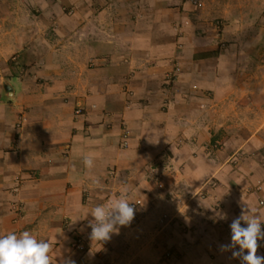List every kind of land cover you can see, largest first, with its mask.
Masks as SVG:
<instances>
[{
    "label": "crops",
    "instance_id": "1",
    "mask_svg": "<svg viewBox=\"0 0 264 264\" xmlns=\"http://www.w3.org/2000/svg\"><path fill=\"white\" fill-rule=\"evenodd\" d=\"M125 191L133 221L92 241ZM246 207L264 222V0H0V237L52 264H242L221 246Z\"/></svg>",
    "mask_w": 264,
    "mask_h": 264
},
{
    "label": "clouds",
    "instance_id": "2",
    "mask_svg": "<svg viewBox=\"0 0 264 264\" xmlns=\"http://www.w3.org/2000/svg\"><path fill=\"white\" fill-rule=\"evenodd\" d=\"M83 162L88 169L94 167V160L90 156L85 157ZM89 214L94 218L89 224L92 229L90 238L92 241L104 242L110 240L113 234L118 235L121 227L131 224L135 208L125 191L105 204L96 205ZM217 216L219 219L226 218L221 213H217ZM242 221L246 227L242 226ZM262 223L264 222L252 215L247 207L242 209L241 215L230 224L231 243L222 245V250H231L233 258L241 259L242 264H264V256L257 255L258 241L264 240ZM50 253L51 244L38 240L29 231L0 237V264H52ZM61 264L74 262L62 259Z\"/></svg>",
    "mask_w": 264,
    "mask_h": 264
},
{
    "label": "built area",
    "instance_id": "3",
    "mask_svg": "<svg viewBox=\"0 0 264 264\" xmlns=\"http://www.w3.org/2000/svg\"><path fill=\"white\" fill-rule=\"evenodd\" d=\"M195 5H197L198 4V0H194V2H193ZM82 112H83V109H81V108H78V109H76V111H75V114L76 115H81L82 114ZM72 249L74 250V251H76V252H83V251H85V249H86V244H85V240H84V238L82 237V236H76L75 238H74V241H73V243H72ZM167 256H169V253L168 254H166Z\"/></svg>",
    "mask_w": 264,
    "mask_h": 264
},
{
    "label": "rangeland",
    "instance_id": "4",
    "mask_svg": "<svg viewBox=\"0 0 264 264\" xmlns=\"http://www.w3.org/2000/svg\"><path fill=\"white\" fill-rule=\"evenodd\" d=\"M199 1V0H198ZM193 2H194V0H193Z\"/></svg>",
    "mask_w": 264,
    "mask_h": 264
}]
</instances>
